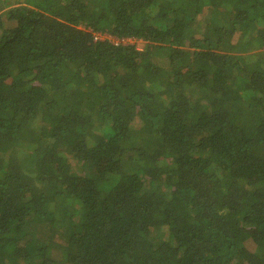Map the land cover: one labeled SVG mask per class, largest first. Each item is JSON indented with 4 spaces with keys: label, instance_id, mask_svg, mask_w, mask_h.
<instances>
[{
    "label": "trees",
    "instance_id": "16d2710c",
    "mask_svg": "<svg viewBox=\"0 0 264 264\" xmlns=\"http://www.w3.org/2000/svg\"><path fill=\"white\" fill-rule=\"evenodd\" d=\"M0 264H264V0H0Z\"/></svg>",
    "mask_w": 264,
    "mask_h": 264
},
{
    "label": "built area",
    "instance_id": "2783aa9c",
    "mask_svg": "<svg viewBox=\"0 0 264 264\" xmlns=\"http://www.w3.org/2000/svg\"><path fill=\"white\" fill-rule=\"evenodd\" d=\"M101 38H102V39L104 38L103 35L101 36ZM109 38H110L112 41H114V43H117L115 40H113V38H111V36H109ZM134 41H136V40H134V39H132V38L122 39V42H129V43H132V42H134Z\"/></svg>",
    "mask_w": 264,
    "mask_h": 264
},
{
    "label": "rangeland",
    "instance_id": "374dc122",
    "mask_svg": "<svg viewBox=\"0 0 264 264\" xmlns=\"http://www.w3.org/2000/svg\"><path fill=\"white\" fill-rule=\"evenodd\" d=\"M132 43H135L138 49H140V47H142V43L139 42L138 40H136V41H134Z\"/></svg>",
    "mask_w": 264,
    "mask_h": 264
}]
</instances>
